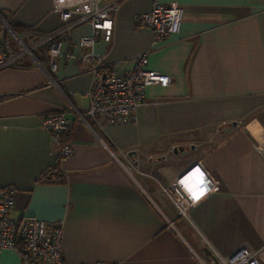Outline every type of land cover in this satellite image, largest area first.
Returning <instances> with one entry per match:
<instances>
[{
  "label": "crops",
  "instance_id": "crops-1",
  "mask_svg": "<svg viewBox=\"0 0 264 264\" xmlns=\"http://www.w3.org/2000/svg\"><path fill=\"white\" fill-rule=\"evenodd\" d=\"M153 1H119L110 40L93 45L118 73L149 51L147 68L170 77L145 88L131 123L75 120L91 83L76 57L90 49L75 44L87 24L70 31L54 73L28 58L0 70L11 218L60 223L65 264H215L204 248L219 260L239 247L264 264V0H156L182 10L178 32L157 45L135 24ZM4 21L18 34L61 23L53 0H0V32ZM53 112L72 120L68 157L40 126ZM21 249L0 250V264H21Z\"/></svg>",
  "mask_w": 264,
  "mask_h": 264
},
{
  "label": "built area",
  "instance_id": "built-area-1",
  "mask_svg": "<svg viewBox=\"0 0 264 264\" xmlns=\"http://www.w3.org/2000/svg\"><path fill=\"white\" fill-rule=\"evenodd\" d=\"M121 0H53L58 12L60 25L51 32L40 33L29 28L15 33L4 21L0 32V70L22 67L21 59L28 58L30 67L46 72H55L66 54L62 53L63 43L70 38L73 29L84 24L90 32L81 36L77 46L89 47L85 54L76 56L84 63L91 75L87 91V107L74 109L75 120L91 128L90 121L97 123L98 117L105 118L112 125L128 124L135 120L136 108L146 99L145 88L151 85L168 86L170 77L147 68L148 52L133 56L131 67L121 73L106 64L103 56L93 51L94 42L109 41L112 35L113 17ZM182 10L176 4H160L153 1L148 11L135 16V24L149 29L153 44H159L179 30ZM40 126L50 135L51 146L60 157H68L71 148L62 139L68 135L72 120L62 112L44 114ZM13 189H0V250L16 249L22 245L21 264H65L61 255L62 226L33 217L19 221L11 218L13 208ZM180 214L184 215L183 208ZM258 251L239 247L229 255L219 258L220 264H262ZM95 264H119L101 263Z\"/></svg>",
  "mask_w": 264,
  "mask_h": 264
},
{
  "label": "water",
  "instance_id": "water-1",
  "mask_svg": "<svg viewBox=\"0 0 264 264\" xmlns=\"http://www.w3.org/2000/svg\"><path fill=\"white\" fill-rule=\"evenodd\" d=\"M182 148H183V147L178 146V147H176V148H173L172 150H173L174 152H177V151H182ZM203 251H204V253H205L207 256H209V258L212 259V261H213L215 264H220L219 261H218L216 258H214L215 256H214L213 254H211L206 248H204Z\"/></svg>",
  "mask_w": 264,
  "mask_h": 264
},
{
  "label": "trees",
  "instance_id": "trees-1",
  "mask_svg": "<svg viewBox=\"0 0 264 264\" xmlns=\"http://www.w3.org/2000/svg\"><path fill=\"white\" fill-rule=\"evenodd\" d=\"M68 137H69V134L67 136H65L63 139H62V143H66L68 141ZM24 251H23V248L20 250V253L21 254V258H22V255H23Z\"/></svg>",
  "mask_w": 264,
  "mask_h": 264
},
{
  "label": "rangeland",
  "instance_id": "rangeland-1",
  "mask_svg": "<svg viewBox=\"0 0 264 264\" xmlns=\"http://www.w3.org/2000/svg\"><path fill=\"white\" fill-rule=\"evenodd\" d=\"M129 167V166H128Z\"/></svg>",
  "mask_w": 264,
  "mask_h": 264
}]
</instances>
